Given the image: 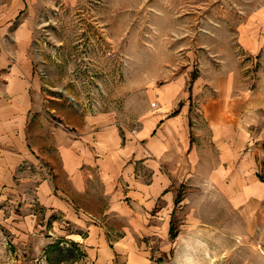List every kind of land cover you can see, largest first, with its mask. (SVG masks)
Segmentation results:
<instances>
[{
  "label": "rangeland",
  "instance_id": "obj_1",
  "mask_svg": "<svg viewBox=\"0 0 264 264\" xmlns=\"http://www.w3.org/2000/svg\"><path fill=\"white\" fill-rule=\"evenodd\" d=\"M260 18L264 0H0V59H7L0 85L16 52L34 80L27 126L0 129V264H227L215 197L210 223L199 198L186 203L179 187L165 218L153 208L118 225L71 198L72 218L40 191L48 181L59 195L46 159L59 134L75 136L86 117L106 114L122 136H137L144 116L162 110V91L178 81L163 117L185 109L191 137L204 95L217 96L225 84L246 100L258 93L263 104L264 41L255 51L240 42L252 27L264 39ZM261 151L264 180V141ZM142 170L134 177L147 182ZM92 224L105 252L90 240Z\"/></svg>",
  "mask_w": 264,
  "mask_h": 264
},
{
  "label": "crops",
  "instance_id": "obj_2",
  "mask_svg": "<svg viewBox=\"0 0 264 264\" xmlns=\"http://www.w3.org/2000/svg\"><path fill=\"white\" fill-rule=\"evenodd\" d=\"M260 19L264 33V18ZM17 36L16 44L21 45V28ZM263 41L253 27L244 30L240 39L251 51ZM22 54H13L10 73L0 85L1 130L23 129L32 109L29 88L34 80ZM6 60L0 59V67L7 66ZM180 84L178 81L162 91V110L144 116L137 136H129L128 131L122 136L106 114L86 117L76 125L75 136L59 134V140L51 142L53 153L46 156L57 174L59 195L52 193L46 181L41 197L72 218L71 198L96 216L117 219L118 225L135 224L153 208L160 210L158 217L165 218L182 187L188 191L186 203L194 196L202 202L204 223H210L212 197L219 201L227 264H264V180L258 175L264 141V115L259 109L264 111V103H258V93L246 100L225 84L217 96L204 95L191 137L185 109L174 117H163L165 105L176 98ZM139 165L149 176L147 182L134 177ZM90 234V240L105 252L101 230L92 224Z\"/></svg>",
  "mask_w": 264,
  "mask_h": 264
}]
</instances>
